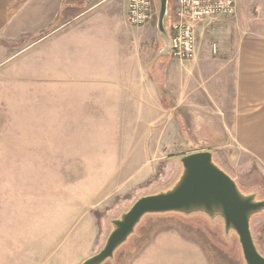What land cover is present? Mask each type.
I'll return each instance as SVG.
<instances>
[{
	"label": "rangeland",
	"instance_id": "rangeland-1",
	"mask_svg": "<svg viewBox=\"0 0 264 264\" xmlns=\"http://www.w3.org/2000/svg\"><path fill=\"white\" fill-rule=\"evenodd\" d=\"M125 1L109 0L90 18L89 26L99 19L92 69L48 84L41 65L25 63L23 55L14 61L17 74L6 69L0 75V216L17 219L22 202L33 211L35 226L50 228L59 219L65 226V264L99 253L112 221L138 199L171 189L183 171L181 158L194 152L211 151L243 193L264 199V109L246 119L224 106L226 113H214L203 91L209 67L198 66L199 50L191 60L157 57L164 47L157 11L150 24L134 27L127 22ZM169 2L170 10L175 0ZM104 8L115 17L99 18L109 11L95 15ZM237 35L222 32L219 40L229 47ZM215 41H205L202 52L223 58L226 53L211 52ZM189 100L193 105L185 103ZM251 228L264 256V211L253 217ZM102 264L246 262L238 235L226 233L220 218L168 212L143 216Z\"/></svg>",
	"mask_w": 264,
	"mask_h": 264
},
{
	"label": "crops",
	"instance_id": "crops-1",
	"mask_svg": "<svg viewBox=\"0 0 264 264\" xmlns=\"http://www.w3.org/2000/svg\"><path fill=\"white\" fill-rule=\"evenodd\" d=\"M108 1L0 0V75L6 69L17 74L14 61L23 55H27L25 63L41 65V79L48 84L58 85L66 73L74 71L78 74L92 69V50L93 53L96 51V46L92 47V34L97 35L98 29L94 26L99 19L91 26L89 22L94 10ZM236 2L235 16L209 19L198 28V60H201L198 66L209 67L203 91L209 94L207 102L212 104V111L226 113L222 110L224 106L228 111H234L237 118L246 119L249 112L264 109L259 106L264 105V0H260V4L252 0ZM127 3L128 0L124 4L126 18ZM105 11L109 12L99 18L115 17L114 10L109 8L95 15L100 16ZM121 19L115 20L118 23L113 22L114 27L119 28ZM103 23L101 28L105 27ZM232 31L238 35L234 37V45L227 47L219 36L222 32ZM211 37L218 40L214 42L219 46L218 54L226 53L221 55L223 58L213 59L209 53L202 52L203 43ZM35 69L39 70V67ZM185 103L193 105L191 100ZM181 105L178 103L176 108ZM199 106L206 109L204 104ZM18 206L17 219L0 216V264H65L64 224L58 219L50 228L43 223L35 226L33 211L24 209L22 202Z\"/></svg>",
	"mask_w": 264,
	"mask_h": 264
},
{
	"label": "water",
	"instance_id": "water-1",
	"mask_svg": "<svg viewBox=\"0 0 264 264\" xmlns=\"http://www.w3.org/2000/svg\"><path fill=\"white\" fill-rule=\"evenodd\" d=\"M169 1L154 0L158 36L164 45L157 57L172 51V37L167 27ZM181 162L183 171L178 182L167 191L138 199L121 218L114 219L104 248L81 264H102L133 234L143 216L168 212H201L210 218L221 217L225 232L235 231L238 235L246 264H264L251 228L252 217L264 211V199L258 200L257 193H243L235 179L214 161L211 151L185 155Z\"/></svg>",
	"mask_w": 264,
	"mask_h": 264
},
{
	"label": "built area",
	"instance_id": "built-area-1",
	"mask_svg": "<svg viewBox=\"0 0 264 264\" xmlns=\"http://www.w3.org/2000/svg\"><path fill=\"white\" fill-rule=\"evenodd\" d=\"M237 13L236 0H175L170 9L171 54L180 60H191L198 49V28L209 19L232 17ZM156 16L153 0H128L127 20L131 26L150 24ZM219 53L217 43L211 45Z\"/></svg>",
	"mask_w": 264,
	"mask_h": 264
},
{
	"label": "trees",
	"instance_id": "trees-1",
	"mask_svg": "<svg viewBox=\"0 0 264 264\" xmlns=\"http://www.w3.org/2000/svg\"><path fill=\"white\" fill-rule=\"evenodd\" d=\"M250 193H256V192H250ZM250 193H248V194H250ZM257 196H258V194H257ZM206 215V214H205ZM258 215V214H257ZM256 215H254L253 217H255ZM253 217H252V220H253ZM217 218H220L221 220H223L221 217H217Z\"/></svg>",
	"mask_w": 264,
	"mask_h": 264
}]
</instances>
